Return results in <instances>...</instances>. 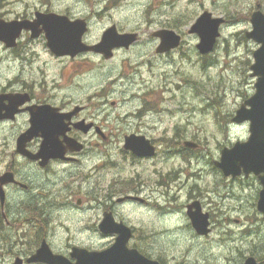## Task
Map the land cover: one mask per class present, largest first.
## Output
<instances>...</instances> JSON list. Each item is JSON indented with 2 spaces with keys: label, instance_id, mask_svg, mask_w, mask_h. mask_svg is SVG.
Segmentation results:
<instances>
[{
  "label": "rangeland",
  "instance_id": "obj_1",
  "mask_svg": "<svg viewBox=\"0 0 264 264\" xmlns=\"http://www.w3.org/2000/svg\"><path fill=\"white\" fill-rule=\"evenodd\" d=\"M7 1L10 5L2 12L12 19L33 17L43 6L73 18L84 17L89 21L86 39L90 42L96 43L113 24L121 32L140 34L134 46L116 51L112 59L93 52L79 54L76 58L56 59L46 52L41 40L31 43L32 52L38 53L27 69L31 82L40 79L38 82H44L49 89L56 88L65 101L95 103L98 118L112 134L113 161L118 162L122 157L121 130L128 128L127 122H132L130 128L134 125L133 128L150 134L159 149L157 166L152 167L150 162L146 168H138L135 172L121 163L100 169L95 180L94 173L89 171L91 159L87 156L67 166V170L61 167L47 176H38L36 185L51 186L43 189L44 194L58 195L57 205L49 209L55 217L52 225H56L53 231L57 236L68 238L72 234L79 240H87L91 235L88 228L92 226L93 211L86 210L87 197L93 189L91 184L111 181L113 188L120 192L123 177L130 178L137 173L141 179H148L155 176V170L160 181H167L168 173L172 180L166 185L159 183L154 190L146 187L143 195L153 202L158 198L169 208L162 210L161 207V216L155 214L151 205L127 204L124 211L131 217L143 216L139 222L133 218V222L142 227L146 235L152 236L145 239L153 245L156 255L168 264H245L246 258L253 255L264 264V223L257 222L262 220L261 216L258 214L255 219L252 213L254 223H246L245 227L233 221L235 218L251 219L246 213L250 207L252 212L251 198L262 188L260 180L251 177L242 182L247 184V190L240 196L236 184H228L212 165L221 155L223 146L229 148L232 142L249 136V124H237L232 117L255 91L256 78L251 75V64L259 44L249 39L246 32L252 29L251 16L258 5L264 11V0ZM204 11L225 19L215 49L207 55H201L197 49L200 37L188 32ZM160 28L180 32L184 38L182 46L165 55L157 54L159 40L152 33ZM23 39L26 41L29 37ZM141 108L146 114L137 118V110ZM138 119L143 121L141 126L136 125ZM14 130L18 134L22 129L15 127ZM186 140L200 141L202 146L196 150L187 149ZM2 150L0 144V152ZM7 150L11 151V147ZM16 161L22 174L25 170L30 172L23 159L17 157ZM10 162L9 153L0 154V170ZM199 167H204L205 175H197L196 172L201 171ZM66 185H70L69 188H64ZM67 194L75 195L70 200L73 206L78 197H83L85 211L67 212V203H60ZM191 198L202 200L204 209L212 205L220 212L216 216L221 218L223 214L232 219H224L230 221L227 223L218 222L217 229L207 237L190 233L184 205ZM15 211L20 208L16 207Z\"/></svg>",
  "mask_w": 264,
  "mask_h": 264
},
{
  "label": "flooded vegetation",
  "instance_id": "obj_2",
  "mask_svg": "<svg viewBox=\"0 0 264 264\" xmlns=\"http://www.w3.org/2000/svg\"><path fill=\"white\" fill-rule=\"evenodd\" d=\"M8 5H10L8 1L0 0V18L6 21L14 20L8 18L7 13L2 12ZM52 11H54L53 8L43 6L34 12L33 17L23 16V18L33 20L35 14L38 12L48 13ZM31 33V31H24L21 37L13 42L3 38L0 39V144H2L3 148L0 154L9 153L11 160L4 169L0 170V264H65L67 262L65 259L74 264L78 262L77 254L81 252V249H86L90 252L105 251L111 248L120 236L119 232L111 230L112 226L107 230L101 228L108 214H111L117 223H123L131 229L132 236L127 244L130 249H137L144 256L161 262L164 259L156 255V250H153L154 247H152L153 245L149 244L150 242L145 239L152 236L146 235L143 228L138 227L133 222V218L139 222V219H143V216H128L125 214L124 207L127 204L134 205L135 207L151 205L153 207L151 209H155L156 215L161 213V207L162 210L168 209L169 206L163 205L158 198H155L153 202L150 200V197L144 196L143 192L146 187L154 190L159 183L162 185L169 184L172 180V175L169 173L167 174V181H160L159 173L155 170V176L148 179H141L137 173L135 174L136 176L133 175L130 178L123 177V180H121L123 186L120 192L113 188L111 181L107 184H91L90 186L93 189L91 195L87 197L89 206L86 210H92L93 215L90 216L92 226L88 228L91 235L88 236L87 240H79L76 235L72 234H69L68 238L58 237L57 233L53 231L56 226L52 225L55 217L49 209L55 206L54 204L57 205L56 198H58V195L55 196L53 193L44 194L43 189L47 190L51 186L36 185L35 182L38 176H47L51 172H56L61 167L67 170V166L82 161L87 156L91 159L88 167L89 171L94 173L95 180L99 176L98 171L100 169L119 166L121 163H125L131 171L134 169L133 172H135L138 168H146L147 163L150 162H152V167L157 166L156 159L159 155V149L156 141L150 134L141 128H133L134 125L130 128L132 122H127L128 128L124 127L121 130V142L123 143L122 157L118 162L113 161L112 153L110 152L113 139L112 134L110 130L106 131L104 122L98 118L95 103L79 104L78 102L65 101L56 88L49 89L44 82H38L40 79L31 82L27 69H30L38 54L35 50L32 52L31 43L41 40L46 52L53 58H76V56L56 55L48 47L45 34H41L38 38H32ZM27 36L29 40L25 41L23 38ZM17 62H19L18 67L16 66ZM113 105L116 104L113 103ZM38 109H41L40 112L37 115H32V111ZM137 111L139 115L138 113L136 114ZM137 111L133 112L137 118L146 114V110L143 108ZM32 117L39 119L45 127L52 126L51 131L49 129L46 133L50 132L54 139H56L55 141L65 148L63 156L49 158V160L42 164L41 159L30 158L17 152L16 143L18 137L32 125ZM141 124H143V121H139L138 119L136 125L141 126ZM15 127H20L22 130L16 134ZM132 135L148 138L156 147V153L153 156H140L125 148L126 138ZM70 141L75 142L74 145L69 143ZM42 142L43 136H35L27 143V149L33 153H37L41 148ZM195 142L198 143L196 149H199L202 146L200 141ZM79 146H81L80 150L72 148ZM9 147H11V151L7 150ZM17 157L25 161V164L31 169H29V173L25 170L24 174H22V169L18 168L16 163ZM200 170V172H196L198 173L197 175H205L204 167ZM217 170L228 184H236L235 186L240 196H242L240 194L242 191L247 190V184L243 185L242 182H246L251 177L257 179L255 174H250L249 176L240 175L235 178L226 177L219 168ZM8 172L13 174L15 180L2 183V176ZM43 173L46 175H43ZM37 186L40 188V191ZM69 186L66 185L64 188H69ZM199 186L202 187L201 185ZM259 192L260 189L252 196V212H250V207L247 210L246 216L251 218V214L254 213V218L256 219L259 214L262 220H257V222L264 223L263 215L257 209ZM157 196H159V193H157ZM73 197L75 195L67 194L65 199L60 201V203H67L66 205L69 207L67 208L69 209L67 212L70 214L77 210L85 211L86 201L83 197H78L74 206L72 205L73 201H70ZM196 200L201 202L200 206L203 211L209 213L211 228L209 235L217 229L216 225L218 222L227 223L230 221L224 219H232L223 216V214H221V218L220 216H216L220 212L214 209L212 205H209L211 208L208 209L206 206L204 209L203 201L197 198L189 199L184 207L186 208ZM249 203L250 200L248 199V207ZM16 207L20 208V211L16 212ZM193 210H196V207ZM150 214L152 215L153 212ZM233 221L236 222L237 226H243L246 223L250 224V222L254 223V219L252 218L250 220L244 219L243 221L235 218ZM188 227L192 230L193 234H197L190 223V219ZM146 247L152 250H148ZM257 261L261 264L259 259Z\"/></svg>",
  "mask_w": 264,
  "mask_h": 264
},
{
  "label": "water",
  "instance_id": "obj_3",
  "mask_svg": "<svg viewBox=\"0 0 264 264\" xmlns=\"http://www.w3.org/2000/svg\"><path fill=\"white\" fill-rule=\"evenodd\" d=\"M37 19L33 22L29 20L4 21L0 19V39L15 41L23 29H31L32 36L36 37L41 32H45L48 39V46L58 55L72 56L83 51H95L105 55L106 58L113 56V49L116 47H129L137 38V33H119L114 25L107 29L99 43L88 45L83 41V36L88 30L87 22L84 19L71 20L66 15L54 13H37ZM253 30L247 32V37L256 40L261 45L255 50V62L251 65L252 76H257L256 93L247 99L237 110L234 118L237 122L250 121L251 135L248 140L236 142L231 148L222 151L220 161L216 165L222 169L226 176L236 177L242 170L249 175L251 172L259 175L263 188L259 195L258 209L264 214V12L256 10L251 18ZM224 18H214L209 11H205L192 25L190 32L197 33L201 42L198 48L201 53H209L214 49L215 43L220 36V27ZM154 36L161 38V44L157 48L158 52H166L180 44L181 36L174 30L161 29L154 33ZM39 109L35 114L40 112ZM81 126V124H80ZM51 131L52 126H43L37 118H32V127L24 132L18 139V152L30 158L42 159V164L52 157H61L65 153V148L56 142L53 135L46 133ZM43 136L44 140L38 153H32L26 149V144L35 136ZM74 141V140H73ZM74 145L75 142L70 141ZM186 145L194 144L187 141ZM80 150V147H72ZM125 148L132 150L140 156H153L156 152L150 140L144 136H128ZM15 180L11 173L2 176L1 182L6 183ZM196 207V210L193 208ZM188 214L192 224L199 234L210 232L209 214L204 213L200 202L196 201L188 206ZM112 226V231L120 233L116 243L109 249L101 252H90L81 249L78 252V262L74 264H160L156 260H151L142 255L137 249H130L128 241L131 238V229L125 224H119L111 214H108L101 228L105 230ZM45 247V246H44ZM46 247H48L46 245ZM65 264H71L65 259ZM245 264H259L257 260L250 256Z\"/></svg>",
  "mask_w": 264,
  "mask_h": 264
}]
</instances>
